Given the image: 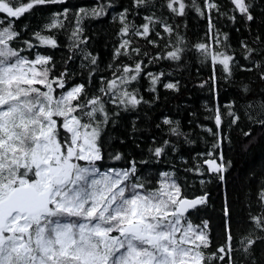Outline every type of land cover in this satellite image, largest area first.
Masks as SVG:
<instances>
[{
    "label": "snow or ice",
    "instance_id": "snow-or-ice-1",
    "mask_svg": "<svg viewBox=\"0 0 264 264\" xmlns=\"http://www.w3.org/2000/svg\"><path fill=\"white\" fill-rule=\"evenodd\" d=\"M0 264H264V0H0Z\"/></svg>",
    "mask_w": 264,
    "mask_h": 264
},
{
    "label": "trees",
    "instance_id": "trees-1",
    "mask_svg": "<svg viewBox=\"0 0 264 264\" xmlns=\"http://www.w3.org/2000/svg\"><path fill=\"white\" fill-rule=\"evenodd\" d=\"M73 3L79 2V0H72ZM191 27V26H190ZM203 24H197L194 28L193 31L195 32H199L202 34V29H203ZM189 71L191 73V76L189 77L190 82L188 87L191 89V92L188 94L190 95L193 100L195 101L194 107L198 108L200 112H204V104L205 102L208 100V93L207 92H202L199 89L194 87V82L197 81V68L196 67H190ZM209 69L208 68H200L199 72H200V76L203 78H207V76L209 75ZM224 99L223 97L221 98V103H224ZM209 106H211L209 104ZM174 107V105H173ZM255 158L257 161H259V159L261 158V152L259 149L256 150L255 152Z\"/></svg>",
    "mask_w": 264,
    "mask_h": 264
}]
</instances>
